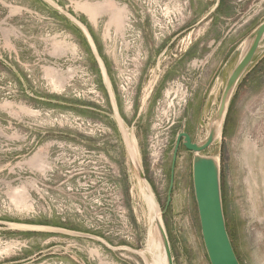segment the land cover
<instances>
[{
  "label": "rangeland",
  "instance_id": "1",
  "mask_svg": "<svg viewBox=\"0 0 264 264\" xmlns=\"http://www.w3.org/2000/svg\"><path fill=\"white\" fill-rule=\"evenodd\" d=\"M216 1L0 0V264H149L164 254L154 219L166 207L177 137H207L226 82L204 107L191 104L190 87L157 91V77L204 27L193 9ZM220 7L239 46L264 22V0ZM203 155L219 161L240 264H264V40ZM192 161L181 145L164 223L175 264H210Z\"/></svg>",
  "mask_w": 264,
  "mask_h": 264
},
{
  "label": "water",
  "instance_id": "2",
  "mask_svg": "<svg viewBox=\"0 0 264 264\" xmlns=\"http://www.w3.org/2000/svg\"><path fill=\"white\" fill-rule=\"evenodd\" d=\"M263 40L264 22L250 33L243 44L240 58L226 82L218 110L209 123L207 137L198 143L193 142L191 136L187 133H181L177 137L172 159L166 207L163 211L159 210L155 214V224L164 250L166 264H175L170 239L164 223V217L172 201L178 151L181 145L193 154L192 175L194 194L199 212L203 242L210 264H240L231 243L225 221L221 191L220 164L217 159L205 156L203 153L211 148L218 139V135L222 134L234 93L240 81L253 64ZM137 166L140 177L146 181L143 170L138 164ZM29 228L37 230L44 229L40 226H31ZM55 230L58 233L66 235L91 237L90 235L66 229L57 228ZM102 243L109 249H119L110 246L103 240Z\"/></svg>",
  "mask_w": 264,
  "mask_h": 264
},
{
  "label": "crops",
  "instance_id": "3",
  "mask_svg": "<svg viewBox=\"0 0 264 264\" xmlns=\"http://www.w3.org/2000/svg\"><path fill=\"white\" fill-rule=\"evenodd\" d=\"M221 8L218 0L212 5L193 9L195 13L201 14L195 28L203 23L205 25L198 30L199 32L193 29L196 38L184 52L177 55L171 53V59L169 58L171 62L166 71L160 72L157 77V85L160 86L157 91L162 93L171 88L190 87L195 92L191 104L195 101L196 106L214 105L223 81L227 82L233 71L229 70L232 61L239 49H243L247 39L245 38L239 46L236 24L232 25V17L223 15ZM198 118L199 115L196 113L187 116L191 122ZM191 138L193 139L192 136Z\"/></svg>",
  "mask_w": 264,
  "mask_h": 264
},
{
  "label": "bare ground",
  "instance_id": "4",
  "mask_svg": "<svg viewBox=\"0 0 264 264\" xmlns=\"http://www.w3.org/2000/svg\"><path fill=\"white\" fill-rule=\"evenodd\" d=\"M85 29V28H84ZM102 71H103V74H104V77L106 78V80H108V77H107V75H106V71H105V69H104V67H103V69H102ZM108 86L110 87V82H109V80H108ZM221 138V135L219 134L218 135V139H220ZM127 144H128V147H129V149H130V151H131V153H132V155L135 157V158H138V153H137V151H136V149H135V147H134V144H133V141H132V139L129 137V135H127ZM145 194H146V199H147V203L149 204V206H150V208L153 210V212L154 211H157L158 210V204H157V202H156V200H155V197H154V195H153V192L151 191V188L149 187V186H146L145 187ZM155 220V219H154ZM159 239V238H158ZM158 241V240H157ZM151 243H153V241L151 242ZM155 243V242H154ZM159 243V242H158ZM149 245H151V244H148L147 246H149ZM157 245V244H156ZM156 245L154 246V248L156 247ZM146 246V247H147ZM160 246H161V248H162V245H161V242H160ZM150 247V246H149ZM151 248V247H150ZM154 250V249H153ZM156 251V250H155ZM156 253V252H155ZM162 253H163V250H162ZM149 263V262H148ZM149 264H166V260H165V254H163V255H156V256H154L153 257V259H152V262L151 263H149Z\"/></svg>",
  "mask_w": 264,
  "mask_h": 264
},
{
  "label": "built area",
  "instance_id": "5",
  "mask_svg": "<svg viewBox=\"0 0 264 264\" xmlns=\"http://www.w3.org/2000/svg\"><path fill=\"white\" fill-rule=\"evenodd\" d=\"M188 42H189V45L192 43V42L190 41V39H188Z\"/></svg>",
  "mask_w": 264,
  "mask_h": 264
}]
</instances>
